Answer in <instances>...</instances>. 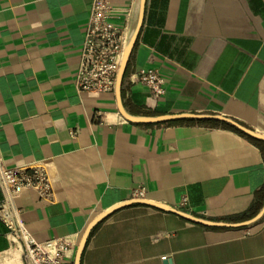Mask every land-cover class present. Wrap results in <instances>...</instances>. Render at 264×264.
Here are the masks:
<instances>
[{"label": "crops", "instance_id": "1", "mask_svg": "<svg viewBox=\"0 0 264 264\" xmlns=\"http://www.w3.org/2000/svg\"><path fill=\"white\" fill-rule=\"evenodd\" d=\"M93 1L0 0V152L9 167L44 166L54 190L49 200L31 188L12 199L29 232L59 240L62 261L74 264L90 223L141 188L145 199L207 219L256 216L263 140L206 119L132 122L116 92L77 89ZM110 1L128 41L141 0ZM143 68L159 70L163 95L136 79ZM122 96L133 115L221 114L264 134V0H147ZM168 260L264 264V215L246 227L210 228L132 204L93 230L81 264ZM0 264H31L1 218Z\"/></svg>", "mask_w": 264, "mask_h": 264}, {"label": "built area", "instance_id": "2", "mask_svg": "<svg viewBox=\"0 0 264 264\" xmlns=\"http://www.w3.org/2000/svg\"><path fill=\"white\" fill-rule=\"evenodd\" d=\"M110 0H94L84 41L75 83L80 92L115 93L122 63L126 36L111 15ZM138 81L150 87L159 97L165 93V79L154 68H143L135 74ZM0 187L4 199L0 201V218L10 229L15 241L23 243L31 264H64L58 254L62 250L59 240L38 241L26 228L21 212L11 203L23 189L36 190L44 199H52L53 187L48 170L41 164L30 167H9L0 152ZM146 188L136 189L135 198H143ZM187 199H185V202Z\"/></svg>", "mask_w": 264, "mask_h": 264}, {"label": "water", "instance_id": "3", "mask_svg": "<svg viewBox=\"0 0 264 264\" xmlns=\"http://www.w3.org/2000/svg\"><path fill=\"white\" fill-rule=\"evenodd\" d=\"M146 1L147 0H141L139 20H138L137 26H136L133 34L131 35V37L126 42V46L124 49V55H123L122 63H121L118 78H117L116 96H117V100H118L119 110L123 114V116L132 122L143 123V124H160V123H167V122L176 121V120H183V119L220 120V121H224V122H227V123L233 125L234 127H236L237 129H239L240 131L244 132L245 134H247L249 136H252L254 138H257V139L264 141V134L258 133L256 131H254L253 129L244 126L240 122H238V121H236L230 117L221 115V114L182 113V114H161V115H133L126 110L124 103H123V96H122L123 81L125 78L126 70H127V67H128V64H129V61H130L136 40L138 38V34H139L140 29L142 27L143 18H144V14H145V8H146ZM137 203L146 204V205L153 206V207L161 209V210L172 212L174 214H177V215L187 219L188 221H191V222H194V223L206 226V227H210V228L246 227V226H249V225L257 222L264 215V205H263V207L259 211V213L250 219H247V220H244L241 222H226V221H219V220H212V219L203 218V217L194 215L192 213L177 209L174 206H171L169 204H164L161 202H156V201L145 199V198L132 199V200L123 202V203H121V204H119V205H117L111 209L106 210L105 212L98 215L90 223V225L88 226L86 232L84 233V235H83V237L79 243V246L77 248L75 259H74V264H81L83 252L86 248L87 242H88L93 230L104 219H106L108 216H110L112 213H114L115 211H117L120 208H123L125 206H129L132 204H137ZM165 264H172V262L170 260H168V261H165Z\"/></svg>", "mask_w": 264, "mask_h": 264}, {"label": "trees", "instance_id": "4", "mask_svg": "<svg viewBox=\"0 0 264 264\" xmlns=\"http://www.w3.org/2000/svg\"><path fill=\"white\" fill-rule=\"evenodd\" d=\"M177 122V121H176ZM175 121L173 122V123H176ZM209 123L210 125H212V126H218V125H220V124H222V126H224L225 128H228V129H231V130H234V131H237V132H239V133H241V134H243V135H245V136H247V137H249L248 135H246L245 133H243L242 131H240L239 129H237L236 127H234L233 125H231V124H229V123H226V122H223V123H220L219 121H202V123ZM170 123H172V122H170ZM250 139H252L253 141H255V142H260V141H258V140H256V139H254V138H251V137H249Z\"/></svg>", "mask_w": 264, "mask_h": 264}]
</instances>
